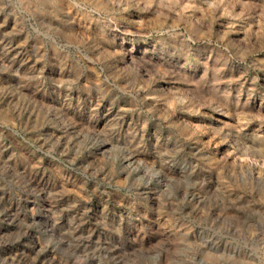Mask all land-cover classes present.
Returning a JSON list of instances; mask_svg holds the SVG:
<instances>
[{
  "label": "clouds",
  "instance_id": "9594fccd",
  "mask_svg": "<svg viewBox=\"0 0 264 264\" xmlns=\"http://www.w3.org/2000/svg\"><path fill=\"white\" fill-rule=\"evenodd\" d=\"M257 21L264 0H0V264H264V179L226 154L264 159L228 79L264 109Z\"/></svg>",
  "mask_w": 264,
  "mask_h": 264
},
{
  "label": "rangeland",
  "instance_id": "374dc122",
  "mask_svg": "<svg viewBox=\"0 0 264 264\" xmlns=\"http://www.w3.org/2000/svg\"><path fill=\"white\" fill-rule=\"evenodd\" d=\"M191 2L199 3L200 0H191ZM224 2L228 3L229 0H224ZM224 11H225L224 9L219 10L218 17L217 16L210 17L213 23V32L221 28H223L225 32H227V29L231 26L230 25L231 17L225 16ZM173 15L175 18L171 21V23L173 24L184 23V21H182V19L179 16H176V14ZM197 15L198 16L203 15V13H197ZM255 32L256 34L250 38V45L260 49L261 51H264V33L261 32V23L259 21H257ZM229 35H235V33H230ZM37 67H39V65H37ZM228 79L232 81V88L234 89L233 91V96L235 97L234 110H236L235 122L238 124H242L246 127L251 125H258L261 122H264V109L259 107L260 102L256 100L257 94L256 92L253 91L252 80L241 79L239 75L235 78L228 77ZM72 100L75 103L78 102L79 100H83V97H81L79 93H77L72 97ZM182 103H183L182 99L177 97L175 100L168 101L167 104L164 105V107H167L169 110H172L174 105L182 104ZM253 104L256 105L254 109H252ZM236 105H240L242 107L247 105L248 107L243 108V110H238L236 109ZM126 107H127L126 105H121L119 110L122 112ZM101 108L103 109L104 113H108L109 115H115L114 112H110L109 108L105 107L104 105H101ZM187 115H189V117L191 118V120L193 121L196 127L201 126L199 123H197V121L204 118H201L192 113H188ZM126 119L128 120V123H132L133 122L132 114L129 113ZM209 140H211V137H209ZM219 146H220L219 143L213 145V147H219ZM254 147H255V151H257L258 153L264 152V146L257 145ZM247 150L248 149H246V151ZM226 154L230 157V164L233 167H236L237 164H239L240 166L251 165L254 169L252 175L256 179H264V159L257 158L256 156L253 155H240L239 157H233L231 152H228ZM68 187H69V191H71L72 190L71 184H69ZM80 195H83V193H80ZM7 230H14L13 226L6 223L0 225V234H2L3 231H7Z\"/></svg>",
  "mask_w": 264,
  "mask_h": 264
}]
</instances>
